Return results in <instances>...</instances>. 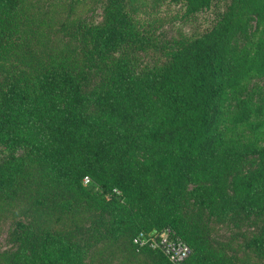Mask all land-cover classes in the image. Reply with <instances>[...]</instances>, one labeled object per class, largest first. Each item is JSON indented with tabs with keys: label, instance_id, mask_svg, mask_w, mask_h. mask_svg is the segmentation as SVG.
<instances>
[{
	"label": "trees",
	"instance_id": "1",
	"mask_svg": "<svg viewBox=\"0 0 264 264\" xmlns=\"http://www.w3.org/2000/svg\"><path fill=\"white\" fill-rule=\"evenodd\" d=\"M101 1V24L75 16ZM169 1L194 15L216 0ZM162 2L0 0V219L17 235L0 264H109L116 253L172 264L133 244L166 227L192 249L182 264H264V135L238 138L245 126L264 134V85L241 97L264 82V0H229L208 30L166 47L164 67L116 57L145 46L142 17ZM214 222L252 229L242 256L214 240Z\"/></svg>",
	"mask_w": 264,
	"mask_h": 264
},
{
	"label": "rangeland",
	"instance_id": "2",
	"mask_svg": "<svg viewBox=\"0 0 264 264\" xmlns=\"http://www.w3.org/2000/svg\"><path fill=\"white\" fill-rule=\"evenodd\" d=\"M61 1V2H58ZM69 0H53L51 4L52 8H58L59 5L65 6ZM108 1H101L97 5L89 4L80 8L75 6L76 15L84 16L90 23L101 24L105 18V10ZM229 0H216L207 9L201 10L194 15H187L185 13L186 6L182 3H173L169 0H163L162 3H158L153 6L149 3L147 10V16H143L145 19L146 31H145V46L141 47H124L114 53L116 57L128 56L134 61L136 68H158L164 67L166 64L165 50L169 44L175 43L180 40L190 39L196 37L208 30L220 16L227 9ZM62 35V34H61ZM259 82L264 85L263 80H251L246 88L243 90L242 98L252 95L254 96V84ZM234 107L230 106L227 112V118L231 119L233 115ZM259 116H253L254 120H259ZM263 131L254 132L249 126L243 127L240 131L239 137L243 141L255 140L259 141V144L263 140ZM9 153V150L0 145V161L5 158ZM20 155H25L24 150H19ZM212 236L214 240L224 242L229 247V253L234 256L240 257L243 255V238L240 233L245 231L249 232L251 228L242 227L241 229L235 228L230 224L217 223L211 224ZM15 221L10 217H2L0 219V252L9 251L15 252L17 245H15L14 238L16 235ZM81 243L89 242L92 240L90 233L81 235L79 238ZM100 244L95 248L100 249ZM121 254L116 253L114 260L109 264H125L122 263ZM88 264H103L100 257H95L94 260L88 261ZM137 264H145V260H140Z\"/></svg>",
	"mask_w": 264,
	"mask_h": 264
},
{
	"label": "built area",
	"instance_id": "3",
	"mask_svg": "<svg viewBox=\"0 0 264 264\" xmlns=\"http://www.w3.org/2000/svg\"><path fill=\"white\" fill-rule=\"evenodd\" d=\"M89 181V178H85L84 184ZM133 244L137 250L144 247L160 250L172 264H182L192 253L188 243L171 227L149 233L140 232L133 238Z\"/></svg>",
	"mask_w": 264,
	"mask_h": 264
}]
</instances>
